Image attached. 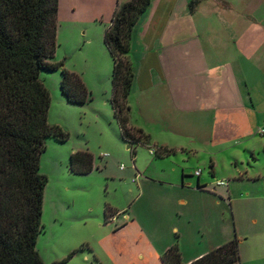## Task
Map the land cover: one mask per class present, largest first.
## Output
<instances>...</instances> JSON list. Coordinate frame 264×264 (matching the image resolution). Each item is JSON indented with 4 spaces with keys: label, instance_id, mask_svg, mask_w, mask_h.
Wrapping results in <instances>:
<instances>
[{
    "label": "rangeland",
    "instance_id": "374dc122",
    "mask_svg": "<svg viewBox=\"0 0 264 264\" xmlns=\"http://www.w3.org/2000/svg\"><path fill=\"white\" fill-rule=\"evenodd\" d=\"M67 5L59 0L58 48L51 62L78 70L91 102L69 103L61 92V71H42L50 94L48 122L69 135L64 143L48 138L41 155L40 172L48 183L36 249L43 264H146L152 250L160 254L168 242L191 256L235 237L240 264H264V147L250 154L244 143L211 145L207 118L200 151L188 141L163 157L141 146L127 149L110 104L112 58L103 62L100 86L87 85L89 72L85 77L75 51L84 39L71 29ZM84 150L94 155V170L75 175L70 155ZM183 175L192 192L184 194L189 205L179 217L174 215L178 195L168 182L180 183ZM200 175L201 196L193 192ZM173 226L182 239L171 232Z\"/></svg>",
    "mask_w": 264,
    "mask_h": 264
},
{
    "label": "crops",
    "instance_id": "0c3cea01",
    "mask_svg": "<svg viewBox=\"0 0 264 264\" xmlns=\"http://www.w3.org/2000/svg\"><path fill=\"white\" fill-rule=\"evenodd\" d=\"M128 1L67 0L71 29L84 39L75 51L84 76L89 72L87 85L101 84L100 70L110 56L104 34L117 5ZM129 60L135 69L127 99L130 125L149 136L150 149L179 150L188 141L200 151L201 124L207 118L211 145L246 144L250 154L264 147V0H151L133 29ZM184 178L168 182L178 195L174 215L179 217L189 205L184 194L191 191ZM201 189L200 175L193 192L201 196ZM137 231L145 235L142 228ZM171 232L182 239L177 226ZM172 245L168 242L160 254L153 249L146 264H163L161 257ZM211 250L191 256L182 250V263Z\"/></svg>",
    "mask_w": 264,
    "mask_h": 264
},
{
    "label": "trees",
    "instance_id": "16d2710c",
    "mask_svg": "<svg viewBox=\"0 0 264 264\" xmlns=\"http://www.w3.org/2000/svg\"><path fill=\"white\" fill-rule=\"evenodd\" d=\"M150 3L118 4L104 34L113 61L111 105L121 138L149 149V136L130 125L127 99L135 78L129 60L132 33ZM58 12L59 0H0V264H43L36 249L48 183L40 172L41 155L48 138L64 143L69 135L48 122L50 94L42 71H61V92L69 103L91 101L79 74L66 71L63 62H51L58 48ZM171 152L160 148L156 156ZM69 169L75 175L90 174L94 155L72 153ZM161 261L183 264L178 245L169 247ZM189 264H240L239 240L235 237Z\"/></svg>",
    "mask_w": 264,
    "mask_h": 264
},
{
    "label": "built area",
    "instance_id": "2783aa9c",
    "mask_svg": "<svg viewBox=\"0 0 264 264\" xmlns=\"http://www.w3.org/2000/svg\"><path fill=\"white\" fill-rule=\"evenodd\" d=\"M261 133H263V130L261 131ZM149 150H150V154L151 155H155L156 154V150L155 149L151 148ZM197 174H199V172H197ZM217 185H223V182H219V183H217Z\"/></svg>",
    "mask_w": 264,
    "mask_h": 264
},
{
    "label": "water",
    "instance_id": "95a60500",
    "mask_svg": "<svg viewBox=\"0 0 264 264\" xmlns=\"http://www.w3.org/2000/svg\"><path fill=\"white\" fill-rule=\"evenodd\" d=\"M127 149H130V146H128Z\"/></svg>",
    "mask_w": 264,
    "mask_h": 264
}]
</instances>
